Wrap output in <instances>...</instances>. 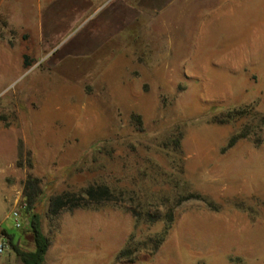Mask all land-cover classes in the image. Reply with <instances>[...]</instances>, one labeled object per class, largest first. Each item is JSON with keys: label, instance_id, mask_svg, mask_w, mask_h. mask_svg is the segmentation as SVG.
Instances as JSON below:
<instances>
[{"label": "rangeland", "instance_id": "rangeland-1", "mask_svg": "<svg viewBox=\"0 0 264 264\" xmlns=\"http://www.w3.org/2000/svg\"><path fill=\"white\" fill-rule=\"evenodd\" d=\"M60 2L42 37L0 20V237L33 250L36 213L42 264H264V0ZM91 185L113 196L49 214Z\"/></svg>", "mask_w": 264, "mask_h": 264}, {"label": "trees", "instance_id": "trees-1", "mask_svg": "<svg viewBox=\"0 0 264 264\" xmlns=\"http://www.w3.org/2000/svg\"><path fill=\"white\" fill-rule=\"evenodd\" d=\"M1 20V19H0ZM5 26L7 25L5 21L2 22ZM27 65L28 63L25 62ZM244 111L243 110H231L228 111L226 114L227 120L234 119L235 117L241 115ZM140 125L141 119L138 115L132 116ZM234 140L230 142L232 144ZM179 141H176V144L178 145ZM38 179L37 178H28L25 182L24 187V195L26 198L27 206L28 208H32L36 197L38 194ZM111 196H113V192L107 187V186H94L91 185L87 188H85L82 191L81 195H75V194H68V193H61L58 195H53L49 199L48 204V212L49 214L56 215L59 213V211L66 207V206H87L90 203H97L101 201L102 199H109ZM188 197L183 196H177L173 200L169 202V204H164L167 208V210L164 213V216L167 218L168 225L166 227V230L162 233V235L157 236L156 241L153 245V250H156L158 246L161 244V242L164 239V236L170 227V224L173 221L174 218V209L175 207L184 201ZM135 215L138 217L145 216L148 218V221L155 222L162 218V214L159 212L150 213L149 211L144 212L142 209L134 210ZM163 216V217H164ZM30 230L32 232L33 241H34V249L33 250H25L23 249L14 234H10L7 232L6 229L3 230L4 234L7 235L10 241L11 248L16 252L19 259L24 264H42L44 261L45 253L49 247L50 240L48 237H46L40 226V219L39 215L36 213H32L30 218ZM134 251V249L131 247V243L128 242L127 245L118 253L119 257L127 256L131 254Z\"/></svg>", "mask_w": 264, "mask_h": 264}, {"label": "crops", "instance_id": "crops-1", "mask_svg": "<svg viewBox=\"0 0 264 264\" xmlns=\"http://www.w3.org/2000/svg\"><path fill=\"white\" fill-rule=\"evenodd\" d=\"M59 1L60 0H0V19L5 21L7 25L16 28L29 27L31 31L42 37L43 26H52L53 21L57 18V14L54 11ZM154 1L155 3L159 1V3L166 5L173 0ZM60 3H62L61 5L68 6L71 0H61ZM63 15H65V13L61 14V16Z\"/></svg>", "mask_w": 264, "mask_h": 264}, {"label": "built area", "instance_id": "built-area-1", "mask_svg": "<svg viewBox=\"0 0 264 264\" xmlns=\"http://www.w3.org/2000/svg\"><path fill=\"white\" fill-rule=\"evenodd\" d=\"M12 217L14 218L15 224L17 227H20V217L19 212L17 210H14L12 212ZM10 247V241L7 235H3L0 237V255L4 254L8 248Z\"/></svg>", "mask_w": 264, "mask_h": 264}]
</instances>
